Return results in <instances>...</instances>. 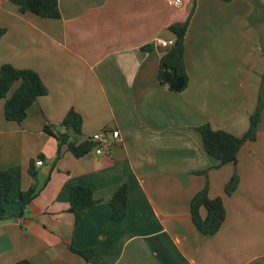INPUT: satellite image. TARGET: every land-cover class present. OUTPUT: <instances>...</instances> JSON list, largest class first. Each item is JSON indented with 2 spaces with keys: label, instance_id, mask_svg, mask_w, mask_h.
<instances>
[{
  "label": "crops",
  "instance_id": "1",
  "mask_svg": "<svg viewBox=\"0 0 264 264\" xmlns=\"http://www.w3.org/2000/svg\"><path fill=\"white\" fill-rule=\"evenodd\" d=\"M181 1L58 0L60 18L45 19L0 0V67L34 71L47 91L21 123L5 119L0 100V171L14 176L0 200V264H264V108L235 165L218 166L196 130L208 124L241 137L259 96L264 104V0ZM191 12L188 86L172 93L157 80L171 46L155 43L174 42L169 26ZM70 110L82 119L72 140L116 130L118 141L104 155L75 158L44 132L70 134L60 126ZM233 174L239 183L227 196ZM32 184L36 196L20 214V193ZM124 184L127 215L115 222L110 200ZM206 185L226 210L213 236L200 234L190 214ZM75 186L96 202L76 224L66 212ZM70 245L94 253L86 261Z\"/></svg>",
  "mask_w": 264,
  "mask_h": 264
},
{
  "label": "trees",
  "instance_id": "2",
  "mask_svg": "<svg viewBox=\"0 0 264 264\" xmlns=\"http://www.w3.org/2000/svg\"><path fill=\"white\" fill-rule=\"evenodd\" d=\"M14 4L21 14L32 13L40 18L58 19L60 12L58 0H7ZM230 2L232 0H222ZM192 12L183 23H176L169 26V31L175 39L169 51L160 58L157 80L159 84L172 93H181L188 86V75L184 63V37L187 32ZM4 30L0 29V38L4 35ZM147 47L146 49H148ZM15 87V88H14ZM13 92L9 95L10 91ZM47 91L40 77L31 70L15 69L11 65L0 67V100H4V117L7 121L21 123L27 115V110L36 100ZM264 108L263 101L259 96L257 105L249 117V127L244 135L235 137L224 131H214L208 124L198 127L204 150L207 155L218 161V166L234 164L240 148L246 142L256 139L258 126L260 124L261 113ZM70 134L56 132L53 133L51 127H44V132L58 141V146H67V150L75 157L81 158L93 150L94 145L87 139L77 143L71 139V135L81 134L82 119L73 110H70L63 118L61 124ZM29 176L35 180L36 172L33 161L29 162ZM14 176L8 171H0V200L6 202L12 190ZM239 183L237 174H233L224 186V193L230 196L234 193ZM36 186L32 184L27 190L22 191L19 196L22 214L26 207L36 196ZM128 188L121 185L112 195L110 200L111 217L115 222L122 221L127 215ZM96 202L92 198V191L89 188L75 186L69 190V200L66 212L74 215L75 224L80 219V212L94 206ZM204 208L206 216H200V209ZM191 220L196 230L204 236H213L220 230L226 217V210L221 198L211 199L208 196L207 185L198 192L190 202ZM71 252L84 258L86 261L94 253V249L75 250L69 246ZM14 264H31L28 261H19Z\"/></svg>",
  "mask_w": 264,
  "mask_h": 264
},
{
  "label": "built area",
  "instance_id": "3",
  "mask_svg": "<svg viewBox=\"0 0 264 264\" xmlns=\"http://www.w3.org/2000/svg\"><path fill=\"white\" fill-rule=\"evenodd\" d=\"M166 3L170 7H179L182 3L181 0H166ZM157 46H160L162 48L171 46L173 44V41H158L155 43ZM119 139V132L114 130V131H108V130H103L101 132L95 133L92 135L90 138L87 140L91 142L94 147H93V152L96 155H104L108 152L109 148L115 144ZM36 167H41L43 165V162L41 160L36 161L35 163Z\"/></svg>",
  "mask_w": 264,
  "mask_h": 264
}]
</instances>
